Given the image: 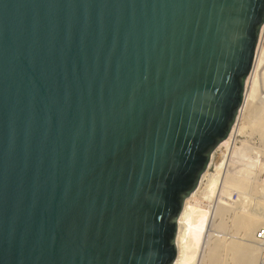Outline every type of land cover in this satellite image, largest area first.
I'll return each mask as SVG.
<instances>
[{"label":"water","instance_id":"1","mask_svg":"<svg viewBox=\"0 0 264 264\" xmlns=\"http://www.w3.org/2000/svg\"><path fill=\"white\" fill-rule=\"evenodd\" d=\"M263 25L264 0H0V264H174Z\"/></svg>","mask_w":264,"mask_h":264},{"label":"bare ground","instance_id":"2","mask_svg":"<svg viewBox=\"0 0 264 264\" xmlns=\"http://www.w3.org/2000/svg\"><path fill=\"white\" fill-rule=\"evenodd\" d=\"M263 36H264V28L261 32L260 37L263 38ZM251 72L252 73L247 83L248 91L246 93L243 105L241 107L240 114H242L243 111H247L248 107L249 108L253 107L252 106L253 104L251 105V103H253L256 98L258 99V97L260 98L262 96V94L260 95L259 93L260 92L259 89L264 87V46L259 47V49L257 50L254 66ZM261 99H260L261 100L260 104L258 106L256 107L254 106L251 109L248 108L249 111H251V113L253 111L255 112V114H253L255 116H253L251 113L248 114L249 115L251 114L250 115L251 118L252 116L254 118L252 119L253 121L249 120L250 124H252V127L254 129L256 130L259 129L260 131H262L260 133H262V136L264 138V101H263L264 98L262 97ZM245 115H247L246 112ZM249 115L247 116L249 117ZM246 122L248 123V121ZM242 125L239 126L237 124L231 131L229 138L218 148V150L222 151V154L220 161L219 162L216 161L217 166L215 168V173L210 174L209 171H207L201 179L199 189L195 193H192L184 204L183 210L177 222L178 223L177 224L178 231L176 236L177 258L174 264H225L227 263L226 260L231 262V264L259 263V259H258L260 258L259 249H261V251H263L264 249V235L262 238H258V234L262 231V229L260 228L264 227V216L255 213L252 210L249 211L250 209H247V212H245L244 210L246 209L243 208L242 209L243 211L237 212L238 211L237 210L236 212H234L232 219L226 222L225 216L227 212L230 211L229 210L230 208H226L223 206V203L225 202L220 203V201L216 200V204L214 206L215 208L211 207L212 205L207 206L206 203L211 200L213 202L214 196L217 193L222 195L239 189H241L242 191H246L251 186V185L249 186L248 184L246 186L244 184L245 182L242 181L243 178L238 179L235 176L238 179L235 180V177L232 176L233 174L229 173V170L228 171L226 170V172L223 171L224 169H227V165H229V163H231L230 167H232L233 162H235L234 158L233 161L231 160V155L236 153L237 139L238 137H240L241 133L244 131L245 128ZM238 150L239 149H237V151ZM243 174L245 175V173ZM246 176H249V174ZM245 178L248 179L249 177L248 178L245 177ZM251 189L252 188H249V190ZM219 191L221 193H219ZM259 191L257 190V192ZM220 197L221 196L218 195V198ZM225 204L227 205V203ZM242 205L243 207H245L244 203ZM215 231L222 233L232 231L233 235H231L230 240L225 239L224 241H221L219 240L220 238L217 239L219 236L216 238ZM253 239L254 242H256V244L254 245H253L254 243ZM224 256L226 259L224 258Z\"/></svg>","mask_w":264,"mask_h":264},{"label":"rangeland","instance_id":"3","mask_svg":"<svg viewBox=\"0 0 264 264\" xmlns=\"http://www.w3.org/2000/svg\"><path fill=\"white\" fill-rule=\"evenodd\" d=\"M261 35V34H260ZM264 36L263 38L259 36V40H258V43H257V50L259 49V47H262L264 46ZM260 43V45H259ZM257 52V51H256ZM252 73V72H251ZM250 73V75H251ZM249 75V77H250ZM249 77L247 78V81H246V86H245V96H246V93L248 91V86H247V83H248V80H249ZM259 93L260 95L262 94V96L258 99L256 98L254 100L253 103H251V105L254 107L258 106L260 104V101L262 100L261 98L263 97L264 98V87L260 88L259 89ZM258 95V96H260ZM245 96H244V99H245ZM261 99V100H260ZM259 100V101H258ZM264 101V100H263ZM259 102V103H258ZM258 103V104H257ZM255 104V105H254ZM251 107V108H253ZM249 108V107H248ZM247 108V111H243L242 114H240L241 112H239L238 116H237V119L231 129V131L233 130V128L238 124L239 126H244V131L241 133L240 137H238L237 139V142H236V148L239 149L237 151L236 149V153L235 156L234 154L231 155V160L235 162H233V166L230 167V164L227 165V169H224L223 171L226 172V170L228 171L229 170V173L230 174H233L232 176H236L238 179L239 178H243L242 181H244L245 185L247 186V184L250 186H248L249 188H252L251 190H249V188L246 190L247 191V194H246V191H242L241 189L239 190H235V191H231L229 193H225V194H216L214 196V199H213V202L212 200L211 201H208L206 202L207 203V206H211L213 208H215V204H216V200L217 201H220V203H227V205L225 203H223V206L226 207V208H230L229 212H227L226 216H225V220L226 222L230 221V219H232V216H233V213L236 212H239V211H243L242 209L245 208L246 210H244L245 212H247V209H250L249 211H254L255 213H258V214H261L264 216V139L263 136H262V131H260L258 128V130L254 129L252 127V124H250L249 120L250 121H253L252 119L253 114H255V112L251 113V111H249V108ZM241 111V110H240ZM249 111V112H248ZM245 112L247 113V115H249L248 113H251L253 116L251 118V114L249 115V117L247 115H245ZM247 117H248V120H247ZM248 121V123L245 121ZM247 123V124H246ZM251 125V126H250ZM250 127V128H249ZM249 128V129H248ZM256 131H254L253 129ZM256 128V127H255ZM252 131H251V130ZM254 131V132H253ZM259 132V133H258ZM231 133V132H230ZM229 133V135H230ZM253 133V134H252ZM256 133V135H255ZM229 135L227 137V139L229 138ZM262 138V139H261ZM226 139V140H227ZM226 140H224L222 143H220L217 148L213 151V153L211 154V157H210V161H209V164L207 166V169L205 170V172L203 173V175L209 171L210 174H213L215 173V168L217 166V162L220 161V158H221V154H222V151L218 150V148L220 147V145H222ZM246 140V141H245ZM250 145V146H249ZM262 147V148H261ZM224 149V148H223ZM258 149V150H257ZM215 156V157H213ZM234 158V159H233ZM237 159V160H236ZM217 161V162H216ZM213 162V163H212ZM229 166V167H228ZM242 169V170H241ZM245 170V171H244ZM232 171V172H231ZM235 171V172H234ZM248 171V172H247ZM237 172V173H236ZM242 172V173H241ZM245 173V175L243 174ZM247 173V174H246ZM249 176H246L248 175ZM203 175L201 176V179L203 177ZM242 175V176H241ZM241 176V177H240ZM249 177L248 179H246L245 177ZM235 177V180H238L237 178ZM245 178V179H244ZM201 179H200V182L197 186V188L195 189V191L193 193H195L199 187H200V183H201ZM250 180V181H249ZM241 181V180H239ZM248 181V182H247ZM251 183V184H250ZM262 184V185H261ZM260 185V186H259ZM262 186V187H261ZM260 189H259V188ZM203 189H204V186H203ZM257 190L259 192H257ZM240 191V192H239ZM243 192V193H242ZM253 192V193H252ZM256 194H255V193ZM261 192V193H260ZM219 193H221L219 191ZM239 193V194H238ZM218 195L221 196L220 198H218ZM191 196V195H190ZM189 196V197H190ZM188 197V198H189ZM241 197V198H240ZM187 198V199H188ZM217 198V199H216ZM241 200H240V199ZM186 199V200H187ZM239 199V200H238ZM245 199V200H244ZM249 199V200H248ZM185 200V202H186ZM222 201V202H221ZM251 202V203H250ZM244 203V206L243 207V204ZM248 203V204H247ZM251 204V205H250ZM234 205V206H233ZM248 205V206H247ZM262 205V206H261ZM260 206V207H259ZM234 207V208H233ZM240 207V208H239ZM261 208V209H260ZM234 209V210H233ZM231 213V214H230ZM230 217V218H229ZM260 229H262V231H264V227H261ZM258 231V230H257ZM216 232V231H215ZM219 233V234H218ZM233 232H226V233H222V232H216L215 235H216V238L221 240V241H224L225 239L227 240H230L231 239V235ZM225 236V237H223ZM222 238V239H221ZM175 242H176V238H175ZM253 242H254V239H253ZM256 244V242L253 243V245ZM255 246H258V245H255ZM259 254H260V258L259 261L261 260V257H262V253L263 251H261V249H259ZM225 258V256H224ZM226 259V258H225ZM224 259V260H225ZM227 263L225 264H228L231 262H229L228 260H226ZM258 263V262H257ZM259 264V263H258Z\"/></svg>","mask_w":264,"mask_h":264},{"label":"built area","instance_id":"4","mask_svg":"<svg viewBox=\"0 0 264 264\" xmlns=\"http://www.w3.org/2000/svg\"><path fill=\"white\" fill-rule=\"evenodd\" d=\"M264 28V25L262 27V30ZM261 30V32H262ZM264 235V231H261L259 234H258V238H262ZM259 264H264V249H263V253H262V257H261V260L259 261Z\"/></svg>","mask_w":264,"mask_h":264}]
</instances>
